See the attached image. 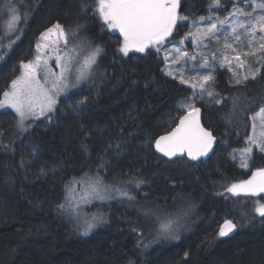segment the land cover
<instances>
[{
  "label": "trees",
  "instance_id": "1",
  "mask_svg": "<svg viewBox=\"0 0 264 264\" xmlns=\"http://www.w3.org/2000/svg\"><path fill=\"white\" fill-rule=\"evenodd\" d=\"M32 1L20 39L0 61V99L18 74L20 61L31 58L39 34L56 21L70 22L79 7L78 0ZM208 5L209 0H180L178 13L190 22L207 15ZM224 6L221 11L232 1ZM80 22L86 25L83 34L103 48L101 78L59 99L53 119H40L20 139L13 135L14 112L0 111V139L11 145V150L0 145V264H264V222L258 216L242 218L245 212L253 215L251 205L264 203V195L237 198L225 192L230 183L249 177L230 153L245 146L250 117L264 106V79L257 77L246 88H233L228 73L219 71L217 91L228 99L221 105L202 106L204 124L219 140L215 152L207 160L184 157L168 162L150 139L164 134L183 114L177 107L190 90L165 74L161 52L123 57L118 52L119 34L92 19L91 13ZM189 22H178L168 42L181 40ZM261 71L264 75V68ZM236 96L240 99L233 110ZM83 97H88L87 104L74 111ZM245 99L255 101L247 112L242 110ZM229 113L230 121L225 119ZM33 145L39 149L36 156L21 167V157L28 159ZM101 158L108 162L107 182L114 176L127 179L124 173L145 182L139 188L130 186L135 201L94 206L104 210L107 223L83 235L57 212L56 204L66 195L65 182L95 169ZM253 160L252 170L264 167V155L254 151ZM41 167L46 175L40 174ZM191 204L196 205L193 212ZM157 206L172 213L187 209L185 218L191 222L179 239L163 238L147 248L138 247V232L148 244L146 237L154 228L151 218L142 213ZM224 218H234L238 230L211 240Z\"/></svg>",
  "mask_w": 264,
  "mask_h": 264
},
{
  "label": "snow or ice",
  "instance_id": "2",
  "mask_svg": "<svg viewBox=\"0 0 264 264\" xmlns=\"http://www.w3.org/2000/svg\"><path fill=\"white\" fill-rule=\"evenodd\" d=\"M18 3L19 0H4L0 4V19L4 21V31L0 34V59L20 39L28 20V5L20 4L18 7ZM78 3L75 17L70 18V22L56 21L39 34L32 59L20 61V75L12 79L9 90L3 92L0 109L14 112L15 138L20 139L29 133L33 123L41 117L51 121L57 111L59 97L78 87L81 82L93 79L103 48L83 34L87 29L80 22L91 13L92 19L98 18L103 27L121 35L118 52L123 57H128L130 53L163 51V71L190 90V95L177 107V112L183 114L174 118L175 123L163 135L150 139L154 150L172 163L184 157L191 161L208 157L216 144V136L201 123V107L221 105L228 99L217 91V72L226 71L229 74L228 83L233 88H246L248 82L255 81L257 77L264 79L261 71L264 68V0H232L231 9H225L227 14L223 18L217 14L223 8L222 0H212V14L192 19V27L184 39L172 45L171 49L164 45L178 22H189L188 16L178 13L180 0H78ZM184 40L193 41L199 51L190 53L178 46ZM212 43L221 44L222 50L206 53L205 50ZM241 45L246 50H241ZM53 62L58 70L53 69ZM239 99V96L232 98L233 110L237 108ZM87 102L88 97H83L73 106V110H82L81 106ZM198 103L201 106H197ZM244 104L242 110L247 112L255 101L245 99ZM231 118L232 113L225 117L229 121ZM250 119L251 134L246 137L245 146L230 153L232 160L238 161V166L245 170L254 163V150L264 155V106H259ZM2 136L3 130H0ZM0 145H3L2 139ZM3 147L11 150V145ZM115 147L118 150L120 144L117 143ZM38 150V146L33 145L27 154L28 159L21 157L20 166L30 163V158H34ZM107 163L101 158L95 169L66 181L64 191L67 194L56 204L57 212L74 218L77 230L82 228L84 235L98 225L107 223V217L99 212L83 214L81 203L94 200L102 203L135 201L136 196L132 194L130 186L139 188L145 182L140 176L130 173L123 174L127 179L114 176L110 182H106ZM39 172L47 174L43 167ZM225 192L237 198L264 194V167L255 168L248 179L230 183L225 187ZM251 207L253 215L248 216L245 212L242 218L251 220L258 216L264 222V203L257 201ZM142 214L153 221V231L156 233L153 240L179 239L183 227L181 221L188 210L180 208L172 213L157 206L144 210ZM237 226L234 218H224L217 224L211 240L229 237ZM132 230L137 231L136 228ZM138 236V247L147 248L152 242L144 243L143 232H138ZM184 255L187 257L188 253ZM129 264L134 262L130 261Z\"/></svg>",
  "mask_w": 264,
  "mask_h": 264
},
{
  "label": "rangeland",
  "instance_id": "3",
  "mask_svg": "<svg viewBox=\"0 0 264 264\" xmlns=\"http://www.w3.org/2000/svg\"><path fill=\"white\" fill-rule=\"evenodd\" d=\"M1 1V4L4 2V0H0ZM28 1H30V3L32 4V0H19V3L17 4V6L19 7V5L20 4H26V5H28V15H29V12L31 11V6L29 7V2ZM231 2L232 0H222V5H223V7H225L224 5H225V3H227V2ZM211 4H212V0H209V5H208V10H209V13L207 14V15H205L204 17H207L208 15H211L212 14V9H211ZM222 9V8H221ZM221 9L220 10H218V12H217V14L220 16V18H223L226 14H227V12L226 11H221ZM231 9V6H230V8H228V10H230ZM201 17V16H200ZM28 18H29V16H28ZM189 24H190V28L192 27V25H191V23L189 22ZM189 28V29H190ZM3 31H4V21H3V19H0V34H2L3 33ZM114 31V30H113ZM189 31V30H188ZM114 32H116L117 34H119L117 31H114ZM188 33V32H187ZM186 33V34H187ZM185 34V35H186ZM120 35V34H119ZM121 36V35H120ZM185 37V36H184ZM184 37L181 39V40H183L184 39ZM122 38V37H121ZM180 41V40H179ZM179 41H175V42H166L165 43V45H164V47L165 48H167V49H171V47H172V45H174V44H178V42ZM5 43H7V41L5 40L4 41ZM178 46H180V47H182V48H186L190 53L191 52H196V51H199V49L196 47V45H195V43L193 42V41H191V40H184V43L182 44V45H178ZM217 50H222L221 49V44H217V43H212V44H209L208 45V48L205 50V52L207 53V52H211V51H217ZM241 50H246L245 48H244V46L243 45H241ZM9 53V52H8ZM33 54H34V52H33ZM33 54H32V56H31V58H28L27 60H29V59H32V57H33ZM161 55H162V57H163V51H161ZM7 56V55H6ZM5 56V57H6ZM4 57V58H5ZM250 61H252L253 60V58H248ZM2 59H0V61H1ZM27 60L25 61V62H27ZM98 64H99V62H98ZM253 66L255 67V64L253 63ZM52 67H53V69L54 70H58V69H56V65H55V63L53 62V64H52ZM189 67H191V65H189ZM165 68V67H164ZM21 71H22V69H20V67H19V71H18V74H16L15 76H14V78L13 79H15L17 76H19L20 75V73H21ZM219 71H221V70H219ZM219 71L217 72V77H218V73H219ZM224 71V70H223ZM224 72H226V71H224ZM227 73V72H226ZM166 74V73H165ZM101 76H102V74H101V67H100V64H99V66H98V68L96 69V72H95V74H94V77H93V79L92 80H89V81H87V82H81L80 84H79V86L78 87H76V88H74V89H72V90H70V91H68L67 93H65V94H62L60 97H59V99H62V98H65V97H69L71 94H73L74 92H76V91H79L80 89H82L84 86H88V85H90V84H94V83H96L100 78H101ZM168 76V75H167ZM170 77V76H169ZM170 78H172V77H170ZM228 78H229V74H228ZM178 81V80H177ZM179 82V81H178ZM10 86H11V83H10ZM10 86H9V88H10ZM186 86V85H185ZM9 88L7 89V90H9ZM6 90V91H7ZM3 99V98H2ZM60 100H58V102H59ZM58 105V104H57ZM6 110H11V109H6ZM0 111H4V109H0ZM12 111V110H11ZM40 119H44V117H41ZM40 119H38V120H36L34 123H33V125L36 123V122H38V121H40ZM258 123V122H257ZM257 131H259V127L257 128ZM250 134H251V129H250ZM255 151V150H254ZM254 153V152H253ZM231 160H232V157H231ZM233 161V160H232ZM237 166H238V161H233ZM239 167V166H238ZM245 170V169H244ZM248 174H249V176H250V172L251 171H253L252 170V168H251V165H250V168L249 169H247V170H245ZM249 178V177H248ZM247 178V179H248ZM107 182V181H106ZM131 188H132V186H131ZM67 194V193H66ZM115 201H119V200H113V201H110V202H107V203H102V202H100V201H98V200H94V201H92L91 203H87V204H84V203H81V205H80V209L82 210V213L83 214H90V213H97V212H99V213H102V214H105V212H104V210H101V209H97V210H94L93 208H94V206H96V205H106V206H108V205H111L113 202H115ZM189 208H190V211L191 212H193V210L195 211V208H196V205L195 204H191L190 206H189ZM74 224H76V221H75V219L74 218H72V217H70L69 215H66ZM183 221H182V224H183V227L180 229V232H179V236H180V233H182L181 231L182 230H184L185 229V227L191 222V220H190V218L188 217L187 219L185 218V217H183V219H182ZM151 222H152V219H151ZM77 225V224H76ZM101 225V224H100ZM100 226L98 225L97 227H95L94 229H93V231L94 230H96V229H98ZM81 230V233L83 234V231H82V228L80 229ZM84 235V234H83ZM156 236V233L153 231L152 233H149L148 235H147V237H146V241L148 242V244H149V241H152L151 243H157V241H159V240H161V239H163V238H158V239H156V240H153V238Z\"/></svg>",
  "mask_w": 264,
  "mask_h": 264
},
{
  "label": "water",
  "instance_id": "4",
  "mask_svg": "<svg viewBox=\"0 0 264 264\" xmlns=\"http://www.w3.org/2000/svg\"><path fill=\"white\" fill-rule=\"evenodd\" d=\"M203 116H204V111H203V108L201 107V123L203 124L204 127H206L205 124H204ZM206 128H207V127H206ZM208 129H209V128H208ZM209 130L212 131L211 129H209ZM212 132H213V131H212ZM162 135H163V134H162ZM213 135L216 136V135L214 134V132H213ZM218 141H219V140H218V137L216 136V144L213 146V151L209 153V156H208V157H202L201 160H207V159H208V158H209V157L215 152L216 147H217V144H218ZM161 155H162V154H161ZM185 158H187V157H185ZM261 195H264V194H261ZM237 230H238V226H237ZM237 230H236V231H237ZM236 231H235V232H236ZM235 232H234V233H235ZM234 233H233V234H234ZM231 235H232V234H231Z\"/></svg>",
  "mask_w": 264,
  "mask_h": 264
}]
</instances>
